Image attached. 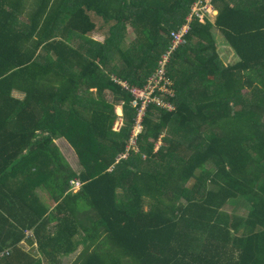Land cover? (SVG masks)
Wrapping results in <instances>:
<instances>
[{
	"label": "trees",
	"instance_id": "trees-1",
	"mask_svg": "<svg viewBox=\"0 0 264 264\" xmlns=\"http://www.w3.org/2000/svg\"><path fill=\"white\" fill-rule=\"evenodd\" d=\"M195 1L33 0L27 10L28 0H0V264L68 254L47 248L72 222L73 201L93 248L71 264H264V0H213V24L192 23L188 46L167 65L174 110L149 105L137 152L117 161L136 110L107 72L142 85ZM214 29L234 64L219 60ZM120 101L123 125L113 131ZM37 187L63 212L52 237ZM238 197L244 211L225 208ZM27 230L40 257L19 246Z\"/></svg>",
	"mask_w": 264,
	"mask_h": 264
},
{
	"label": "crops",
	"instance_id": "crops-1",
	"mask_svg": "<svg viewBox=\"0 0 264 264\" xmlns=\"http://www.w3.org/2000/svg\"><path fill=\"white\" fill-rule=\"evenodd\" d=\"M216 15H217V11H216ZM216 15L212 18V22H209V23L213 24ZM98 34H100L99 36H100L101 39L100 38H97L96 39V37L94 35H91V36H92V38L96 39V41L102 42L103 41V32L102 31H99ZM214 34H215L217 55H218L219 60L224 65H232V64H234L238 60V58L234 54L233 50L225 43L224 38H223L220 30L219 29H214ZM218 41L221 42V43H218ZM222 41H224V42H222ZM192 46L193 45L191 43V46H189V47H192ZM156 66H157V64H156ZM155 67H154V69H155ZM107 73L110 74V79H111V76H114V77H117V78H119L121 80L126 81L127 83H129L131 85H135V84H132V83L128 82L127 79L121 78L116 73H113V72H107ZM148 76L146 77V79L148 78ZM146 79H145L144 83L146 82ZM172 82H173V80H172ZM114 83L117 84L116 82H114ZM142 85H140V86H142ZM173 85H174V82H173ZM118 86L121 88L120 85H118ZM135 86H138V85H135ZM123 91H125V90H123ZM244 91L245 90H243V92ZM14 92H19V91H13V93ZM106 92H109V91L107 90ZM106 92H105V98H106ZM19 93H21V96L20 97H22L23 96V93L22 92H19ZM126 93H128V92H126ZM174 93H175V89H174ZM14 96H16V95H14ZM111 100H112V96H111V99L108 100V101L111 102ZM122 104H123V101H120L118 104H115L114 105V110H115V115L116 116H115V119H114V121L112 123V126H111V129L113 131H118L120 129V127H121L120 126L118 130L113 129L114 123H115L118 115H122V122H123ZM118 106L121 109L120 113H117V111H116V108ZM133 129H134V125H133V128H132L131 132H130V137H129L128 141H127L126 148H127V145L129 143L130 138L132 137ZM137 136H138V134H137ZM136 139H137V137H136ZM61 141L63 142V145L64 146H62V142ZM59 143H60V145H59ZM53 144H54V146L56 148L59 149V152L62 155V157L64 158V160H65L68 168L74 174H77L79 172V166L77 164L75 155H74L73 151L71 150V148L69 147V145L62 138H58L56 140H53ZM160 144H161V141H160ZM63 147H65L66 149H68V150L71 151L72 159L74 160V162L72 160L73 163H70V161L68 160V158H66V156L63 154ZM130 150H133V151L137 152L136 144H135L134 149H130ZM125 152H126V150H125ZM128 152H129V150H128ZM143 158H144V156H143ZM115 163H116V161H115ZM72 180H77V179H72ZM72 180H69V182H68L69 189L67 188V190H66L67 192H70V193H74L75 191H77V189L79 187L78 186L77 188H71L70 181H72ZM35 194L38 197V200H39L38 202H40V204L43 205L44 208L46 209V211L44 213V216H43L44 219L47 218V217L49 218L48 221L45 222V224H44V226L42 228L43 233H45V235H48V236L52 237L55 234L56 230H57V226H56L57 225V217H60L63 212H61L62 210H60L57 213V209H55L56 208L57 201L54 200L53 198H51V196L49 195V193H48V191L46 189L41 188V187H37L35 189ZM73 202H75V201H73ZM73 202L70 204V206L72 208V211H71L72 222H69L68 223V226H67L68 228H66L65 231H62L61 232L62 234L60 235V237L58 238L57 241L55 240L56 241V245H53L51 243V244H49V246L47 248L48 249L47 251H51L53 249H59V250H62V249H70V251H69L68 254L62 255V256L61 255L53 254L52 256H49L48 258L47 257H43L42 258V260H43L42 264H71L72 262H74L77 259V257L81 254V252L84 249H90L91 250L93 248V244H91V239H87V240L83 241V238L86 237V235L84 234L86 228H87V230H89V236L92 235V228L90 226V222L87 221V217H86L87 213L86 214H82V211H83V209L81 208L82 207V201H78L75 206L73 205ZM65 212H67V210H65ZM73 218H75L78 221H80V223L82 225H84V226L74 224L73 223V220H74ZM26 233H27L26 236H28L29 238L23 240L20 243L19 246H21L22 249L26 250L30 254L36 255V257H40V254L37 251V243H36V240L34 239V237H31L33 235V231L32 230H27Z\"/></svg>",
	"mask_w": 264,
	"mask_h": 264
},
{
	"label": "built area",
	"instance_id": "built-area-1",
	"mask_svg": "<svg viewBox=\"0 0 264 264\" xmlns=\"http://www.w3.org/2000/svg\"><path fill=\"white\" fill-rule=\"evenodd\" d=\"M216 15V9L213 6V0H196L191 7L189 15L186 17L184 23L177 28L171 29L168 32L169 46L167 50L160 56L157 66L150 73L146 82L142 86H135L121 80L117 77L111 76V79L121 86L123 90L130 95V107L136 110L135 123L132 137L126 148V152L119 155V159H126L128 150L134 149L136 144L137 134L142 129V116L146 108L154 104L158 107L168 111L174 110L175 106L170 98L174 97V87L172 80L167 76V65L172 54L181 47H186L189 44L188 35L192 28V23L195 21L199 23L212 22V18ZM123 125L122 115H118L113 129L118 130ZM160 146L157 142L155 149ZM80 183L77 180L70 181L71 188H77Z\"/></svg>",
	"mask_w": 264,
	"mask_h": 264
},
{
	"label": "rangeland",
	"instance_id": "rangeland-1",
	"mask_svg": "<svg viewBox=\"0 0 264 264\" xmlns=\"http://www.w3.org/2000/svg\"><path fill=\"white\" fill-rule=\"evenodd\" d=\"M32 1L33 0H28V2H27V10H30L31 9ZM96 22H97V24H99L101 21L100 20H97ZM99 31L100 30L96 29L94 32H92V35H94L96 37V39L97 38H100V36H99L100 34H98ZM125 34L127 35V37H126V42L127 43H128V41H132V39H134V37H132V32L130 30V27L127 28ZM222 42H224V41H222ZM218 43H221V42L218 41ZM29 71H32V70H28V72ZM13 95H16L17 97H20L21 96V93L14 92ZM106 98L108 100L111 99V93L110 92H106ZM116 111H117V113H120L121 109H120L119 106L116 108ZM59 145H60V143H59ZM62 146H64L63 145V142H62ZM63 154L66 156V158H68V160L70 161V163H73L74 162V160L72 159V154H71V151L70 150H68L65 147H63ZM72 160H73V162H72ZM225 208H228V209H231L232 208V211H236V212H240V213L245 210L244 209L245 207H244V204H243V200H241V198H239V197L238 198H234V199H229L228 202L226 203Z\"/></svg>",
	"mask_w": 264,
	"mask_h": 264
}]
</instances>
